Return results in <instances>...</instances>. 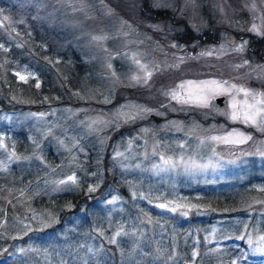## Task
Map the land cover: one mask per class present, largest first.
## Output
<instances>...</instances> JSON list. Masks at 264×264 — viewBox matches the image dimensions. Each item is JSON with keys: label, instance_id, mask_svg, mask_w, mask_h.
<instances>
[{"label": "rangeland", "instance_id": "1", "mask_svg": "<svg viewBox=\"0 0 264 264\" xmlns=\"http://www.w3.org/2000/svg\"><path fill=\"white\" fill-rule=\"evenodd\" d=\"M11 7L16 32L34 36L28 15L49 33L51 66L74 49L88 73L67 83L78 103L0 109V177L17 175L0 191V264H264V115L242 116L264 108V0H0L1 36ZM162 67L179 70L156 87L172 115L112 105ZM12 71L43 83L30 64Z\"/></svg>", "mask_w": 264, "mask_h": 264}, {"label": "trees", "instance_id": "2", "mask_svg": "<svg viewBox=\"0 0 264 264\" xmlns=\"http://www.w3.org/2000/svg\"><path fill=\"white\" fill-rule=\"evenodd\" d=\"M4 10L6 11V9ZM8 12L10 13V16L8 18L9 32L5 35L2 34V36L0 33V94H2L0 97V109L10 112H13L17 109L25 110L38 107L39 105L42 106L43 103H38L40 101H45L48 105L50 101H53V98H57V101H55L56 103L53 102L54 104L71 105L76 103V100L78 103L79 98H75L69 93L67 83L73 86L75 82L79 80H85L87 82L86 74L88 73V68L82 62L80 53L75 51L74 49L70 51V54H64V51H59V54L64 55L62 56V59L57 63L60 67V69L58 70L57 68L49 64L51 61L50 57L53 56L51 53L53 43L51 41L49 33L40 32V29H37L35 27L34 19H29L28 15H26V18L29 21L28 26H31L33 28L34 36L31 37L30 34H27V30L23 31L24 34L21 31L16 32L13 24L17 19V15L15 14V10L12 7L8 10ZM17 24L21 23L17 22ZM23 25L26 26L25 23ZM17 28L20 27L17 26ZM177 33L179 35V38L182 36L183 41L188 42V35H190L191 32H186L184 30ZM20 34H23L22 37H20ZM52 36L53 39L56 38L55 35ZM41 41L44 42V44L46 43L48 47L46 46V44H42ZM260 44L261 43L257 44L258 48L260 47ZM53 50L56 49L53 48ZM26 63L32 65L35 69L40 71L43 83L39 88H34V81L32 80H30L29 82H20L15 80V76L13 75L12 70L21 67ZM170 71L174 72L172 73L173 75H171ZM156 72L157 73L153 77V84L150 86H137L135 88L127 85L121 86V88L116 91V95L112 100V105L120 101L122 98H130L129 103H127L126 105H121L119 109H124L125 107L130 105L143 104L145 107H151L153 109L163 111L167 115H172L171 112L166 109V105L164 102L166 99L165 95L162 94V92L157 91L156 87H158L161 82H168L170 79H173L175 81L174 77L179 74V70H175V68L171 69L162 67L161 69L157 68ZM70 96L74 98V102H72L71 99H68V97ZM174 116H177L178 118L180 117L181 119L183 118L184 121H187V118L189 119V116L198 117L199 114L195 109H190L188 110L187 116L186 114H181L180 112L175 113ZM151 119V117H148L146 120L150 121ZM146 120L141 119L139 122H133L132 124H129V126L126 127V130L123 132L141 134L140 132L142 127L144 125H147V123H142L146 122ZM110 144L108 143L107 145L109 146ZM108 154V149L106 148L102 158V164L104 167L108 158ZM16 176V174H6L0 177V182L3 184L0 190L2 194L6 191V189H10L13 187V184H16ZM13 197H15V194H12V197L6 202V208L10 209V202L17 204V201L14 200L15 198ZM73 197L80 198L81 192H73ZM238 197L240 196H237V199ZM237 199H232L231 202L223 201V205L231 208L229 213L232 215L234 214V211L239 209L243 210L240 212L245 211L244 208H234V206H238L244 203L243 201H240L241 199H238L239 201H236ZM25 200L27 201V198H25ZM39 202L41 203L42 201L39 200ZM221 202L222 200L218 198L216 203L220 204ZM4 203L5 199L2 195V198L0 196V206ZM1 259L2 258L0 257V260Z\"/></svg>", "mask_w": 264, "mask_h": 264}, {"label": "snow or ice", "instance_id": "3", "mask_svg": "<svg viewBox=\"0 0 264 264\" xmlns=\"http://www.w3.org/2000/svg\"><path fill=\"white\" fill-rule=\"evenodd\" d=\"M150 75V74H149ZM20 79L24 80L25 77L21 76ZM215 83V82H213ZM181 88L184 87V85H181L180 86ZM201 91H203V89H201ZM243 91V90H241ZM245 95H247V93H245ZM173 98H176V94L174 93L173 94ZM257 104H264V101H257ZM233 107L235 108V104L233 105ZM246 107V111H244L242 113V116H243V119L244 121L247 123V122H251L253 124L256 123V120H257V117L258 116H261V115H264V108H258L256 107L255 105H248L246 104L245 105ZM241 117V113L239 112H233L232 114V119L233 120H237ZM233 134H229V137L232 136ZM237 135H240V134H237ZM229 137H223V138H217V137H213V139H223L224 142L226 143H240V142H243L242 140H231L229 139ZM70 180H73L74 178L73 177H69Z\"/></svg>", "mask_w": 264, "mask_h": 264}, {"label": "water", "instance_id": "4", "mask_svg": "<svg viewBox=\"0 0 264 264\" xmlns=\"http://www.w3.org/2000/svg\"><path fill=\"white\" fill-rule=\"evenodd\" d=\"M215 100H216L217 103L220 104L221 101H222V97H217ZM216 212L220 213V211H216Z\"/></svg>", "mask_w": 264, "mask_h": 264}]
</instances>
